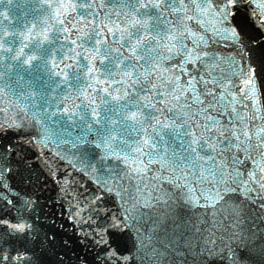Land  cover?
Instances as JSON below:
<instances>
[{
  "label": "snow or ice",
  "instance_id": "1",
  "mask_svg": "<svg viewBox=\"0 0 264 264\" xmlns=\"http://www.w3.org/2000/svg\"><path fill=\"white\" fill-rule=\"evenodd\" d=\"M0 264H264V0H0Z\"/></svg>",
  "mask_w": 264,
  "mask_h": 264
},
{
  "label": "water",
  "instance_id": "2",
  "mask_svg": "<svg viewBox=\"0 0 264 264\" xmlns=\"http://www.w3.org/2000/svg\"><path fill=\"white\" fill-rule=\"evenodd\" d=\"M63 223L65 225L66 230L69 232V234H71L72 231H73V226H72V222L67 220V213H65V217H64Z\"/></svg>",
  "mask_w": 264,
  "mask_h": 264
}]
</instances>
